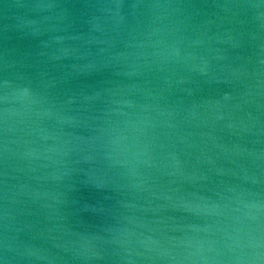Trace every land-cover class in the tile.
<instances>
[{"label":"clouds","instance_id":"1","mask_svg":"<svg viewBox=\"0 0 264 264\" xmlns=\"http://www.w3.org/2000/svg\"><path fill=\"white\" fill-rule=\"evenodd\" d=\"M16 7L0 264H264V0Z\"/></svg>","mask_w":264,"mask_h":264},{"label":"water","instance_id":"2","mask_svg":"<svg viewBox=\"0 0 264 264\" xmlns=\"http://www.w3.org/2000/svg\"><path fill=\"white\" fill-rule=\"evenodd\" d=\"M28 2L29 0H0V44L4 43V37L15 34L13 26L18 22L17 16L24 12V9L17 8L16 5ZM7 43L11 44L13 41Z\"/></svg>","mask_w":264,"mask_h":264}]
</instances>
